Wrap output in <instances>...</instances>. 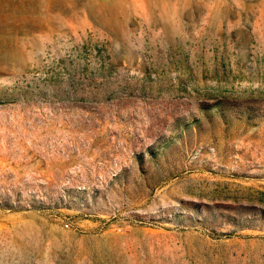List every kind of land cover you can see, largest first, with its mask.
I'll use <instances>...</instances> for the list:
<instances>
[{
	"label": "rangeland",
	"instance_id": "374dc122",
	"mask_svg": "<svg viewBox=\"0 0 264 264\" xmlns=\"http://www.w3.org/2000/svg\"><path fill=\"white\" fill-rule=\"evenodd\" d=\"M0 16V264H264V0Z\"/></svg>",
	"mask_w": 264,
	"mask_h": 264
},
{
	"label": "bare ground",
	"instance_id": "6f19581e",
	"mask_svg": "<svg viewBox=\"0 0 264 264\" xmlns=\"http://www.w3.org/2000/svg\"><path fill=\"white\" fill-rule=\"evenodd\" d=\"M47 1V0H46ZM90 1V0H89ZM17 2V1H16ZM45 3V2H44ZM93 3V2H92ZM43 5V4H42ZM44 6V5H43ZM95 6V5H94ZM23 7V6H22ZM47 7V6H46ZM47 9V8H45ZM95 9V7H94ZM20 10V9H19ZM12 11V10H11ZM92 11V10H91ZM1 17V16H0ZM31 17V16H30ZM28 17V18H30ZM35 17H33L34 19ZM27 19V18H26ZM25 20V19H24ZM29 20V19H28ZM27 20V21H28ZM36 21V20H34ZM31 23V21H29ZM4 23V22H3ZM33 23V22H32ZM39 23V22H38ZM12 24V23H11ZM14 24V23H13ZM25 24V23H24ZM34 24V23H33ZM40 24V23H39ZM1 25V24H0ZM4 25V24H3ZM7 25V24H5ZM9 25V24H8ZM26 25V24H25ZM10 26V25H9ZM32 26V25H31ZM2 27V26H1ZM8 27V26H7ZM6 28V27H5ZM32 28V27H30ZM4 29V27H3ZM12 31V30H11ZM7 32V31H6ZM14 32V31H13ZM1 33H3L1 31ZM0 33V61H7V60H16L19 56L18 53H16L15 48L17 47L16 39L14 38L15 36H12L13 34L11 33L10 35H5ZM17 36V35H16ZM19 40V39H18ZM20 42V41H19ZM13 45V46H12ZM25 45V44H24ZM26 48V47H25ZM21 49V48H20ZM8 64V62H7Z\"/></svg>",
	"mask_w": 264,
	"mask_h": 264
}]
</instances>
